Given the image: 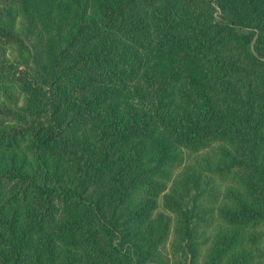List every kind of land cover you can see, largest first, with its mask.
Segmentation results:
<instances>
[{
	"label": "trees",
	"instance_id": "trees-1",
	"mask_svg": "<svg viewBox=\"0 0 264 264\" xmlns=\"http://www.w3.org/2000/svg\"><path fill=\"white\" fill-rule=\"evenodd\" d=\"M0 4V264H264V0ZM140 148L174 215L136 233Z\"/></svg>",
	"mask_w": 264,
	"mask_h": 264
},
{
	"label": "rangeland",
	"instance_id": "rangeland-1",
	"mask_svg": "<svg viewBox=\"0 0 264 264\" xmlns=\"http://www.w3.org/2000/svg\"><path fill=\"white\" fill-rule=\"evenodd\" d=\"M0 22L2 25H7L11 19L15 22L20 21L22 17L21 7L16 5H2L0 4ZM16 46L14 44H5L0 41V55L13 56L15 55ZM83 128L81 127L80 131L82 136H84L87 141H91L92 144L95 143L94 132L95 128L90 127ZM29 150L20 147L18 149H8L7 147L0 146V160L1 161H14L21 163L24 152ZM211 151V150H210ZM210 152H208L209 154ZM191 155H189L188 148H182L181 156L178 155L176 158L184 157L187 160H191ZM28 158H30L28 156ZM179 163L178 159H174L169 162V169L173 170L170 172H177V164ZM160 162L153 156L150 149L140 148V155L138 160V165L142 173L137 176L136 180L133 181L129 186V192L131 194L130 199L126 200L124 205L123 217L127 218L126 224L131 226L133 230L138 233L140 231V226H143L145 222L152 220L155 216L159 222L167 221L170 222V217L174 215V211L169 207L166 200H170L169 197L165 196L166 187L163 190L156 192L155 190H150L145 185L147 184H158L161 183V188L168 186L170 184V178L168 176H159L153 173L157 165ZM157 169V168H156ZM221 189L220 197L216 203V206H219L224 201L226 194L222 186H219ZM156 192V193H155ZM165 223V222H164ZM158 226V225H157ZM142 228V227H141ZM158 246L163 249L158 250L157 255L152 254L147 257V260H151L152 264H166L169 262V254L166 250L170 247V237L165 236L160 242L157 243ZM75 248V246H73ZM185 258H183L184 262Z\"/></svg>",
	"mask_w": 264,
	"mask_h": 264
}]
</instances>
